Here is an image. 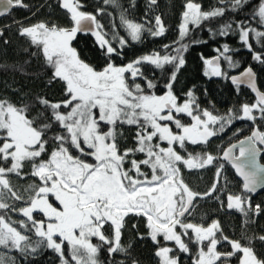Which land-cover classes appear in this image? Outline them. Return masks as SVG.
Listing matches in <instances>:
<instances>
[{
  "label": "snow or ice",
  "instance_id": "obj_1",
  "mask_svg": "<svg viewBox=\"0 0 264 264\" xmlns=\"http://www.w3.org/2000/svg\"><path fill=\"white\" fill-rule=\"evenodd\" d=\"M103 3L121 9L120 22L132 41H141L145 32L159 37L167 31L160 15L154 17V24L147 20L141 23L128 18L127 9L119 0ZM218 3L224 6L204 10L201 3L186 0L179 37L172 45L163 46L165 50L172 48V52L161 55L153 51L124 65L109 60L99 70L82 60L72 46L78 33L91 32L108 56L121 52L105 38L108 34L97 16L82 10L81 0H59L60 7L69 15L70 26L47 21L25 26L21 21H13L18 35L36 46L45 64L52 68L49 84L58 79L65 87L63 99L35 97V103L50 110V120L43 112L30 117V104L17 105L0 98V247L17 249L25 255L37 254L40 248L51 249L58 254L60 264H103L99 258L102 249L109 256L124 253L130 257L133 242L125 245L122 237L127 219L134 216L145 219L147 235L157 245L155 255L160 264H180L175 250L161 246L160 238L174 242L180 252L189 253L186 237L197 245L193 264H228L233 257H238V264H264V234L247 232L248 225L256 223L254 218L264 214L260 204H252V194L264 190V163L260 159L264 154V91L257 85L256 71L249 65L239 75L228 77L221 70V59L227 61L230 69L238 68L240 63L228 54L239 49L233 50L227 43L222 50L216 49L219 55L203 60L206 76H225L237 88L247 85L255 93L253 103H243L223 115L201 109L191 89L182 102L174 91L177 76L186 64L183 53L189 45L183 41L189 36V25L199 27L204 21L224 16L229 8L240 10L248 0ZM156 4L157 0H148L149 10ZM129 6L134 8L135 0H130ZM15 8L28 9L29 5L25 0H0V18L10 15ZM104 12L105 8L97 9V14ZM257 17L258 23L264 25V0L253 12V19ZM236 24L233 29L232 22L225 23L218 34L238 33L252 59L264 65V30L245 21ZM11 26L0 27V38ZM252 37L260 51L253 47ZM112 39L118 40L121 49L128 44L118 34ZM144 64L162 71L166 65L172 66L162 94H156L157 83L145 76L141 67ZM137 79L145 84L137 83ZM181 115L190 117L191 123H184ZM42 119L46 122L39 123ZM236 120L251 121L253 128L248 136L230 143L219 154L206 149L195 154L187 150L188 145H208L211 138L226 131ZM123 126L135 128L132 147L120 145L125 138ZM240 131L237 129V133ZM137 154L144 158L137 159ZM25 163L30 165L28 173L23 171ZM225 163L243 181L240 193L227 194V208L236 209L243 216L237 239L224 234L219 220L208 226L185 222L195 211L198 199L212 197L218 186L220 191L226 189ZM208 167L216 169L212 186L203 193L194 191L185 182L182 169ZM12 174L20 178L30 175L39 184L33 182L20 191L9 179ZM215 199L223 207L218 195ZM15 202L25 206L17 208ZM9 212H18L26 219L13 221ZM34 213L44 218L36 219ZM106 226L110 234H106ZM132 228L137 229V225L133 223ZM26 231L33 232L38 239L32 241ZM93 239L98 242L93 243ZM257 241L262 246L259 251L254 243ZM224 243L230 251L218 250V245ZM65 245L71 252L70 258L65 257ZM0 264H15V260L0 257ZM131 264L139 261L131 259Z\"/></svg>",
  "mask_w": 264,
  "mask_h": 264
},
{
  "label": "trees",
  "instance_id": "obj_2",
  "mask_svg": "<svg viewBox=\"0 0 264 264\" xmlns=\"http://www.w3.org/2000/svg\"><path fill=\"white\" fill-rule=\"evenodd\" d=\"M194 2L201 3L204 10L224 6L219 4L218 0H194ZM25 3L29 5L28 9L15 8L10 15L0 18V27L8 24L12 25L5 30L4 36L0 38V98H7L17 105L22 103L30 104L32 105L29 110L30 117L36 116L38 112H43L48 120H50V110L35 103V97L38 95L44 96L53 101L63 99L64 83L57 79L49 84L52 68L45 64L44 58L36 46L31 45L27 38L18 35L17 25L13 21H21L25 26L38 21H47L60 26H70L71 21L66 10L60 7L59 0H25ZM81 3L84 5L83 11L97 16V20L104 26L103 31L108 34L105 38L109 39L112 46L117 48L118 52H121V55L112 54L108 56L106 55V49L99 46V42L94 35L78 33L72 42V46L77 49L82 60L99 70L109 60L113 61L116 65H124L138 56L149 54L153 51L160 52L161 55L172 52V48L165 50L163 46L172 45L178 39V29L182 22L181 14L184 11L186 0H157V4L151 10L148 7V0H135L134 8L129 6L130 0H119L120 5L124 9H127L126 14L128 18L134 21L144 23L147 20L154 24V17L160 15L164 22L167 31L163 36L153 37L145 32L139 42L132 41L126 28L121 24L119 18L120 8L115 5H105L103 0H81ZM259 3L260 0H248V3L240 10L233 11L229 8L224 16L204 21L199 27L189 25V36L183 41L189 45L188 51L183 53L186 64L181 68L174 84V91L180 97L181 102L186 98L185 94L191 89L201 109H208L214 115H223L229 109H238L243 103L251 104L255 101V94L248 87L240 86L237 88L225 76H206L204 74L207 66L203 60L212 59L219 55L216 49L220 48L222 50L223 45L226 43L233 50L239 49V51H232L228 54L232 55L235 61H239L240 66L230 69L228 68L227 61L221 59V70L229 77L232 73L239 72L250 65L257 73L259 89L264 91V65H260L252 59V53L242 46L238 33H230L227 36L218 34L220 28L227 22H232L233 29L237 27V21H245L246 24L252 27L259 28L260 30L264 29V25L258 23V17L253 19V12ZM99 8H105V12L97 14V9ZM32 13H35V15H32ZM114 34H118V36L124 37L128 41V44L123 49L120 48L118 40L112 39ZM4 40H8L9 43L4 44ZM252 43L253 47L257 51H260V45L255 43L254 37H252ZM141 67L145 76L157 83L156 94H162L164 91L163 85L167 82V77L172 70V66L166 65L163 71L148 64H144ZM136 82L141 83L142 86L145 84V81L142 79H137ZM180 118L184 123H191V118L186 115H181ZM44 122L46 121L43 119L39 121V123ZM257 123L259 124L260 121H257ZM102 127L106 130V126L102 125ZM252 128L253 124L251 121L236 120L226 131L211 138L208 145H188L187 150L195 154L206 149L213 154H219L230 143L248 136ZM237 129H242V131L237 133ZM54 130H58V127H54ZM173 130L177 131L174 125ZM123 132L125 138L120 140L121 147L134 146L132 137L135 128L123 126ZM51 134L49 133V135ZM136 158L143 159L144 157L143 154H137ZM261 160L264 162V154ZM23 171L25 173L30 172V165L25 163ZM215 171V167L190 171L182 169L185 182L194 191L201 193L207 191L212 186ZM223 175L227 177L228 183L226 189L220 193L218 186L217 192L213 193L212 197L198 199L195 211L190 217L186 218L185 222L206 226L213 220H219L224 234L232 239H237L241 234L243 216L236 209L227 208V194L240 193L242 191V182L236 177L233 169L227 163H225ZM9 179L20 191H23L28 184L33 182L39 184V180L30 175L20 178L12 174ZM221 183L223 184V180H221ZM217 195L224 202L223 207L215 199ZM8 202L13 203L11 200ZM252 204L253 206L255 204L264 206V191L257 196H252ZM15 206L19 208L25 205L23 202H15ZM8 216L13 221L26 219L18 212H9ZM34 217L36 219L44 218L40 213H34ZM254 219L256 223L250 224L247 227L248 235H252L253 233L262 235V214ZM133 223L137 225V229L132 228ZM177 231L181 230L177 228ZM138 233L143 235L144 238L140 239ZM147 233L148 229L145 227V219L143 217L136 218L130 216L127 219V228L122 237V243L125 245L129 241L133 242L131 249H129L130 257L124 253L109 256L107 251L102 249L99 256L100 260L103 264H117V261L121 260L125 264H131V259L138 260L139 264H160V258L155 255L157 245L153 243ZM25 234L29 235L32 241L38 239L33 232L26 231ZM106 234H110L107 231V226ZM192 235L191 231H189V236ZM93 242L97 243L98 241L93 240ZM185 242L189 243L191 249L189 253L180 252L174 242H165L160 238L161 246L166 245L175 250L174 254L180 257V264H193L196 259L197 245L194 242H189L187 237L185 238ZM254 243L259 251L262 247L261 244L258 241ZM218 250L230 251L231 249L227 243H224L222 246L218 245ZM70 256L71 252L65 246V257L70 258ZM0 257L14 259L15 264H60L58 254L47 248L38 249L37 254L34 255H25L17 249L0 247ZM228 264H238V257H233Z\"/></svg>",
  "mask_w": 264,
  "mask_h": 264
},
{
  "label": "water",
  "instance_id": "obj_3",
  "mask_svg": "<svg viewBox=\"0 0 264 264\" xmlns=\"http://www.w3.org/2000/svg\"><path fill=\"white\" fill-rule=\"evenodd\" d=\"M84 34L85 33H89V34H92L91 32H83ZM93 35V34H92ZM246 68V67H245ZM244 68V69H245ZM243 69V70H244ZM243 70H241V71H239V72H236V73H232L230 76H234V75H239ZM229 76V77H230ZM229 80V82L232 84V85H234L232 82H231V80L230 79H228ZM257 85H258V83H257ZM234 86H236V85H234ZM241 86H246V87H248L247 85H241ZM249 88V87H248ZM250 89V88H249ZM251 90V89H250ZM252 91V90H251ZM253 94H255L254 92H253ZM245 138V137H244ZM243 139V138H242ZM237 142V141H236ZM228 147V146H227ZM226 147V148H227ZM263 155V154H262ZM262 155H261V157H262ZM261 159V158H260ZM261 163H264L262 160H261ZM230 165V164H229ZM230 167H231V165H230ZM232 168V167H231ZM233 169V168H232ZM233 171H234V173H235V175H236V177L238 178V179H240L241 180V182L243 183V181H242V178L241 177H239V175L235 172V170L233 169ZM260 191H264V190H258V192L257 193H259ZM257 193H255V194H252V195H256Z\"/></svg>",
  "mask_w": 264,
  "mask_h": 264
},
{
  "label": "bare ground",
  "instance_id": "obj_4",
  "mask_svg": "<svg viewBox=\"0 0 264 264\" xmlns=\"http://www.w3.org/2000/svg\"><path fill=\"white\" fill-rule=\"evenodd\" d=\"M263 191H260L259 193H257L256 195H252V196H257L258 194H260ZM261 205V204H260ZM262 208H264V206L261 205ZM262 223H263V234H264V214H262Z\"/></svg>",
  "mask_w": 264,
  "mask_h": 264
},
{
  "label": "rangeland",
  "instance_id": "obj_5",
  "mask_svg": "<svg viewBox=\"0 0 264 264\" xmlns=\"http://www.w3.org/2000/svg\"><path fill=\"white\" fill-rule=\"evenodd\" d=\"M261 30H264V29H261ZM222 191H220V193H221ZM51 199V198H50ZM206 226H208V225H206ZM93 240H96V239H93ZM94 243V242H93ZM65 246H67V245H65Z\"/></svg>",
  "mask_w": 264,
  "mask_h": 264
}]
</instances>
